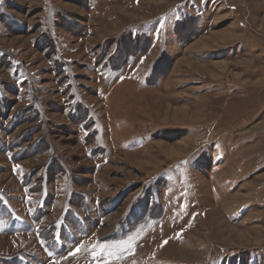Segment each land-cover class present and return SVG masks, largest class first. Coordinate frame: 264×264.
<instances>
[{
  "label": "rangeland",
  "instance_id": "rangeland-1",
  "mask_svg": "<svg viewBox=\"0 0 264 264\" xmlns=\"http://www.w3.org/2000/svg\"><path fill=\"white\" fill-rule=\"evenodd\" d=\"M105 260L264 264V0H0V264Z\"/></svg>",
  "mask_w": 264,
  "mask_h": 264
},
{
  "label": "snow or ice",
  "instance_id": "snow-or-ice-1",
  "mask_svg": "<svg viewBox=\"0 0 264 264\" xmlns=\"http://www.w3.org/2000/svg\"><path fill=\"white\" fill-rule=\"evenodd\" d=\"M164 243H167V242L165 241ZM98 247H100L101 252H103L106 248L105 245H98ZM77 251H79V249H77ZM93 251H95V249H93ZM109 255H112V253H109ZM94 258L99 259L100 257H99V255H96V256H94ZM104 264H107V260L104 261Z\"/></svg>",
  "mask_w": 264,
  "mask_h": 264
},
{
  "label": "crops",
  "instance_id": "crops-1",
  "mask_svg": "<svg viewBox=\"0 0 264 264\" xmlns=\"http://www.w3.org/2000/svg\"><path fill=\"white\" fill-rule=\"evenodd\" d=\"M110 73H111V71H110ZM109 81L112 83V79H111V75L109 74ZM115 85V84H114Z\"/></svg>",
  "mask_w": 264,
  "mask_h": 264
},
{
  "label": "bare ground",
  "instance_id": "bare-ground-1",
  "mask_svg": "<svg viewBox=\"0 0 264 264\" xmlns=\"http://www.w3.org/2000/svg\"><path fill=\"white\" fill-rule=\"evenodd\" d=\"M260 137V136H259Z\"/></svg>",
  "mask_w": 264,
  "mask_h": 264
}]
</instances>
